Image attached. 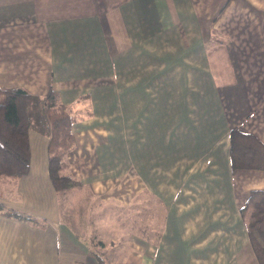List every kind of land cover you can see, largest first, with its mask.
<instances>
[{
	"label": "crops",
	"instance_id": "obj_1",
	"mask_svg": "<svg viewBox=\"0 0 264 264\" xmlns=\"http://www.w3.org/2000/svg\"><path fill=\"white\" fill-rule=\"evenodd\" d=\"M15 87L59 92L81 185L56 191L30 129L28 171L0 177V264H258L240 208L264 171L232 170L228 138L264 142V0H0ZM77 190L99 205L82 230Z\"/></svg>",
	"mask_w": 264,
	"mask_h": 264
},
{
	"label": "trees",
	"instance_id": "obj_2",
	"mask_svg": "<svg viewBox=\"0 0 264 264\" xmlns=\"http://www.w3.org/2000/svg\"><path fill=\"white\" fill-rule=\"evenodd\" d=\"M59 92L49 90L38 96L19 87L0 88V177L18 178L28 171L30 129L48 138V167L59 194L78 188L81 182L67 171V156L74 148L72 126L75 117L61 101ZM232 170L264 171V142L237 127L229 132ZM240 214L257 263L264 264V189L250 191Z\"/></svg>",
	"mask_w": 264,
	"mask_h": 264
},
{
	"label": "rangeland",
	"instance_id": "obj_3",
	"mask_svg": "<svg viewBox=\"0 0 264 264\" xmlns=\"http://www.w3.org/2000/svg\"><path fill=\"white\" fill-rule=\"evenodd\" d=\"M84 191L80 192L77 190V193L74 195H70L69 196V200L72 199L73 202H76L78 200V203L81 204V206H76L74 205L73 208V212L67 211V210H63V217L65 218V221H67L68 223L74 225L76 228L78 229H84L86 227V223H90L92 224V217H93V210L94 207H98L99 205L96 204V202L98 200H94L93 202H87L84 203V201H86L84 198H87L86 194L83 193ZM80 198V199H78ZM63 206H65L64 201L61 202ZM77 211H76V208ZM66 208V207H64ZM63 208V209H64ZM80 208V209H79ZM105 208L108 207H104L102 211L99 212L100 215H102V213L104 212ZM95 211V210H94Z\"/></svg>",
	"mask_w": 264,
	"mask_h": 264
}]
</instances>
